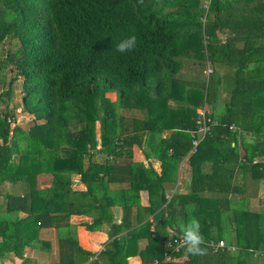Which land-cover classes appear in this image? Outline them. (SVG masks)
<instances>
[{"label": "trees", "instance_id": "obj_1", "mask_svg": "<svg viewBox=\"0 0 264 264\" xmlns=\"http://www.w3.org/2000/svg\"><path fill=\"white\" fill-rule=\"evenodd\" d=\"M133 35L136 48L118 53ZM5 40L17 48L0 61L14 72L0 95V261L48 248L38 232L53 228L56 264H264V210L244 198L247 180L264 183V0H0V52ZM16 79L27 130L8 107ZM133 148L159 172L132 162ZM183 161L186 193L166 199ZM190 214L207 254L182 248L165 261ZM70 216L89 217L87 231L107 226L102 251L78 246Z\"/></svg>", "mask_w": 264, "mask_h": 264}, {"label": "crops", "instance_id": "obj_2", "mask_svg": "<svg viewBox=\"0 0 264 264\" xmlns=\"http://www.w3.org/2000/svg\"><path fill=\"white\" fill-rule=\"evenodd\" d=\"M20 84V79L17 80ZM20 92V91H18ZM110 95L113 96V99H110L107 95V97L111 100L114 101L115 97L113 94L109 93ZM21 96V95H20ZM129 112V111H127ZM132 112V111H131ZM24 115L23 113H21ZM141 114L138 113L135 118H140ZM24 118H28L26 114L24 115ZM134 151H137V153H134ZM101 160V157L97 158L95 157V160ZM132 162H139L144 165V167H147L148 163L151 165L153 170L158 173L159 172V164L155 160H144L143 156L141 155V152L133 148L132 149V157H131ZM178 177H177V182L174 184L172 188H168L167 191H165V198L169 199L171 193L173 191H177L178 193L185 194L187 190V179L189 177L188 174V167L186 165V162L183 161L180 164L179 171H178ZM44 176V175H43ZM41 177V176H40ZM39 178V177H38ZM72 181V191L75 192L76 194L83 193L85 190V187L83 184L79 182V177L78 176H72L71 177ZM38 182V181H37ZM262 183V182H261ZM38 185V183H37ZM50 185L49 183H46L40 188L48 187ZM39 187V185H38ZM114 188V187H113ZM1 192V191H0ZM2 193V192H1ZM1 200V198H0ZM147 204V197L145 192H140L139 193V205L141 207L146 206ZM22 213H18V218L22 217ZM112 216H113V221L114 223L118 224L120 220V210L118 208L112 209ZM69 224L74 226L75 229V237L78 246L89 253L92 254H97L102 249L104 248L105 244L108 242V237H107V231L108 228L107 226L103 225L100 227L99 231H87L85 229L84 224L90 223V218L86 216H70L69 217ZM37 239L41 242H45L47 244L43 249H31V248H25L23 252V258L17 259L12 256H7L5 259H2L0 261V264H56L58 262V246H57V236L56 232L53 228H46V229H40L38 232V237ZM144 241L139 243L140 247L144 246ZM25 260V261H23ZM183 260V259H181ZM45 261V262H44ZM141 264L139 258L136 257H131L128 258L127 264Z\"/></svg>", "mask_w": 264, "mask_h": 264}, {"label": "rangeland", "instance_id": "obj_3", "mask_svg": "<svg viewBox=\"0 0 264 264\" xmlns=\"http://www.w3.org/2000/svg\"><path fill=\"white\" fill-rule=\"evenodd\" d=\"M17 48L15 41L13 40H5L4 43L2 44L1 47V51L0 52V61L3 58L2 55L7 51V52H12L13 50H15ZM198 67V66H195ZM199 68V67H198ZM220 74L223 73V71H219ZM14 77V72L11 71L10 67H2L0 66V95L3 93V91L7 88L9 81L12 80V78ZM18 79H16L15 81L12 82L11 84V88H12V95L11 98L8 99V107L9 108H15V119L16 120V126L20 127L23 130H27V128L29 127V125L31 124V120L28 118H24V115H22L21 112V108H20V95H21V91H20V84L17 81ZM20 91V92H18ZM108 97L110 99H113V96L108 94ZM205 110L209 111V107H205ZM122 114L125 117L128 118H132L138 115V112H134V111H124L122 112ZM18 123V124H17ZM134 153H137V151H134ZM37 183L40 186L49 183L50 182V176L48 175H41V177L39 176V178L37 179ZM245 194H244V198L247 199V203H248V208H252V209H259L258 207H261L260 209L264 210V183H252L249 180L246 181L245 184ZM8 185L5 184V186L0 187V191L1 192H7L8 191ZM43 188V187H42ZM13 193L18 194L20 192V189L16 186L14 187V189H12ZM254 196V197H253ZM232 198H236L232 196ZM264 260V258H263ZM180 261V260H178ZM45 262V261H44ZM129 264V263H128Z\"/></svg>", "mask_w": 264, "mask_h": 264}, {"label": "clouds", "instance_id": "obj_4", "mask_svg": "<svg viewBox=\"0 0 264 264\" xmlns=\"http://www.w3.org/2000/svg\"><path fill=\"white\" fill-rule=\"evenodd\" d=\"M136 45V37L134 35L128 36L116 44V51L121 54L131 52L136 48ZM16 120L17 119L13 121L14 126L16 125ZM168 230L169 229L166 231ZM179 231L182 237L180 245L184 248L187 254L193 256H202L207 254V248L204 246L206 241L201 232V224L198 219L190 214L186 224L183 222L179 224Z\"/></svg>", "mask_w": 264, "mask_h": 264}, {"label": "built area", "instance_id": "obj_5", "mask_svg": "<svg viewBox=\"0 0 264 264\" xmlns=\"http://www.w3.org/2000/svg\"><path fill=\"white\" fill-rule=\"evenodd\" d=\"M211 72H212L211 65L209 63H206L204 71H203V75L205 77H207L208 75L211 74ZM205 112H206L205 107L198 110V115L200 116V118H199L200 119L199 120L200 127L198 128V131L202 135L206 131L205 122H208V120L205 119ZM12 125H14V122H12ZM197 144H198L197 140L192 141V149L190 150V153L195 152ZM150 230L152 231V228H150ZM181 238L182 237H180V236L178 238H173L172 235L167 237V239L164 243V253H163L165 261H169L172 259V257L170 256L171 253H177L180 249L183 248L180 245ZM209 245L213 247V251H216L218 248H222L224 246V243H223V241H218L216 244L212 245V242L210 241ZM153 264H157L156 261H154Z\"/></svg>", "mask_w": 264, "mask_h": 264}, {"label": "water", "instance_id": "obj_6", "mask_svg": "<svg viewBox=\"0 0 264 264\" xmlns=\"http://www.w3.org/2000/svg\"><path fill=\"white\" fill-rule=\"evenodd\" d=\"M217 36H220V34H219V33H217Z\"/></svg>", "mask_w": 264, "mask_h": 264}]
</instances>
